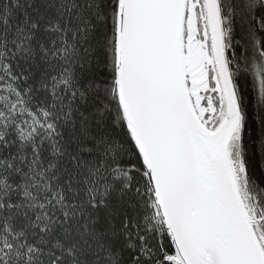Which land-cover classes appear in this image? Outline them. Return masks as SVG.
Segmentation results:
<instances>
[{
	"label": "snow or ice",
	"instance_id": "1",
	"mask_svg": "<svg viewBox=\"0 0 264 264\" xmlns=\"http://www.w3.org/2000/svg\"><path fill=\"white\" fill-rule=\"evenodd\" d=\"M262 163L264 0H0V264H264Z\"/></svg>",
	"mask_w": 264,
	"mask_h": 264
},
{
	"label": "trees",
	"instance_id": "2",
	"mask_svg": "<svg viewBox=\"0 0 264 264\" xmlns=\"http://www.w3.org/2000/svg\"><path fill=\"white\" fill-rule=\"evenodd\" d=\"M257 135H259V124H258V122H257ZM261 167H262V169H264V163H262Z\"/></svg>",
	"mask_w": 264,
	"mask_h": 264
}]
</instances>
